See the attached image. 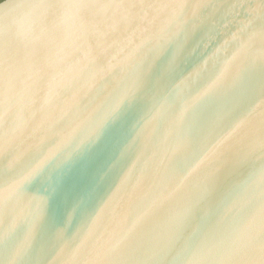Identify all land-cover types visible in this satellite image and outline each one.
<instances>
[{
  "label": "water",
  "instance_id": "water-1",
  "mask_svg": "<svg viewBox=\"0 0 264 264\" xmlns=\"http://www.w3.org/2000/svg\"><path fill=\"white\" fill-rule=\"evenodd\" d=\"M0 264H264V0L0 2Z\"/></svg>",
  "mask_w": 264,
  "mask_h": 264
},
{
  "label": "trees",
  "instance_id": "trees-1",
  "mask_svg": "<svg viewBox=\"0 0 264 264\" xmlns=\"http://www.w3.org/2000/svg\"><path fill=\"white\" fill-rule=\"evenodd\" d=\"M3 0H0V2H2Z\"/></svg>",
  "mask_w": 264,
  "mask_h": 264
}]
</instances>
